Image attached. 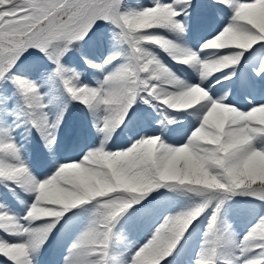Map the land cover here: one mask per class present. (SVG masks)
Masks as SVG:
<instances>
[{
	"label": "snow or ice",
	"instance_id": "6c2138e0",
	"mask_svg": "<svg viewBox=\"0 0 264 264\" xmlns=\"http://www.w3.org/2000/svg\"><path fill=\"white\" fill-rule=\"evenodd\" d=\"M0 264H264V0H0Z\"/></svg>",
	"mask_w": 264,
	"mask_h": 264
}]
</instances>
